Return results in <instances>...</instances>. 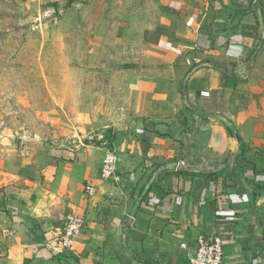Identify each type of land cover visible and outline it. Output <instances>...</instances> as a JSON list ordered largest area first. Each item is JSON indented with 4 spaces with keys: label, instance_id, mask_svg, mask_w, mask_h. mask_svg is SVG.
I'll use <instances>...</instances> for the list:
<instances>
[{
    "label": "crops",
    "instance_id": "crops-1",
    "mask_svg": "<svg viewBox=\"0 0 264 264\" xmlns=\"http://www.w3.org/2000/svg\"><path fill=\"white\" fill-rule=\"evenodd\" d=\"M142 6L144 52L184 77L181 112L0 174V264H189L203 232L220 235L223 264H264V0ZM107 151L117 181L100 179Z\"/></svg>",
    "mask_w": 264,
    "mask_h": 264
},
{
    "label": "rangeland",
    "instance_id": "rangeland-1",
    "mask_svg": "<svg viewBox=\"0 0 264 264\" xmlns=\"http://www.w3.org/2000/svg\"><path fill=\"white\" fill-rule=\"evenodd\" d=\"M145 9L142 0H0V174L181 112L183 75L149 57L136 32Z\"/></svg>",
    "mask_w": 264,
    "mask_h": 264
},
{
    "label": "built area",
    "instance_id": "built-area-1",
    "mask_svg": "<svg viewBox=\"0 0 264 264\" xmlns=\"http://www.w3.org/2000/svg\"><path fill=\"white\" fill-rule=\"evenodd\" d=\"M99 176L103 181L118 180L117 160L113 151H107L104 154ZM86 191L87 194L91 196L93 188L87 186ZM81 223L82 220L78 217H71L68 219L60 235V243L63 248L68 249L72 247ZM194 246L195 251L189 259V264H223V242L218 233H200L194 242ZM180 248L186 249V245L181 244Z\"/></svg>",
    "mask_w": 264,
    "mask_h": 264
},
{
    "label": "water",
    "instance_id": "water-1",
    "mask_svg": "<svg viewBox=\"0 0 264 264\" xmlns=\"http://www.w3.org/2000/svg\"><path fill=\"white\" fill-rule=\"evenodd\" d=\"M236 139H238V137L236 136L235 137ZM173 167V165L172 164H168V165H165V166H162L160 169H159V171L160 170H166V169H170V168H172Z\"/></svg>",
    "mask_w": 264,
    "mask_h": 264
}]
</instances>
